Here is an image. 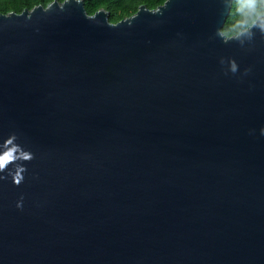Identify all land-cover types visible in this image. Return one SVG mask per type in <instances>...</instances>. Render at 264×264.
<instances>
[{
    "label": "water",
    "instance_id": "water-1",
    "mask_svg": "<svg viewBox=\"0 0 264 264\" xmlns=\"http://www.w3.org/2000/svg\"><path fill=\"white\" fill-rule=\"evenodd\" d=\"M233 0L0 13V264H264V16Z\"/></svg>",
    "mask_w": 264,
    "mask_h": 264
},
{
    "label": "trees",
    "instance_id": "trees-1",
    "mask_svg": "<svg viewBox=\"0 0 264 264\" xmlns=\"http://www.w3.org/2000/svg\"><path fill=\"white\" fill-rule=\"evenodd\" d=\"M53 0H0V13L10 11L22 12L25 8H33L36 5L47 6ZM63 1V0H60ZM165 0H85V7L89 13H94L99 8H106L111 21L116 22L122 18L134 14L140 5L144 4L149 8H155ZM264 11V5L257 3L249 8L246 0H233L230 14L223 27L227 35H234L248 25L252 15L257 11Z\"/></svg>",
    "mask_w": 264,
    "mask_h": 264
},
{
    "label": "clouds",
    "instance_id": "clouds-1",
    "mask_svg": "<svg viewBox=\"0 0 264 264\" xmlns=\"http://www.w3.org/2000/svg\"><path fill=\"white\" fill-rule=\"evenodd\" d=\"M246 3L248 4L249 8H252L254 5L259 3L260 5H264V0H246ZM260 16H264V11L257 10L251 17L250 23L257 24L258 18ZM261 27H264V23L260 24Z\"/></svg>",
    "mask_w": 264,
    "mask_h": 264
},
{
    "label": "snow or ice",
    "instance_id": "snow-or-ice-1",
    "mask_svg": "<svg viewBox=\"0 0 264 264\" xmlns=\"http://www.w3.org/2000/svg\"><path fill=\"white\" fill-rule=\"evenodd\" d=\"M0 163H2V161H0Z\"/></svg>",
    "mask_w": 264,
    "mask_h": 264
}]
</instances>
